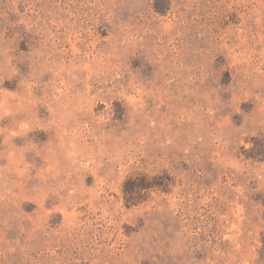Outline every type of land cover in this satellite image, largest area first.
Masks as SVG:
<instances>
[{
	"label": "rangeland",
	"instance_id": "rangeland-1",
	"mask_svg": "<svg viewBox=\"0 0 264 264\" xmlns=\"http://www.w3.org/2000/svg\"><path fill=\"white\" fill-rule=\"evenodd\" d=\"M0 264H264V0H0Z\"/></svg>",
	"mask_w": 264,
	"mask_h": 264
}]
</instances>
